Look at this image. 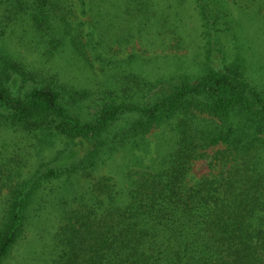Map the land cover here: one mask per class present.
Returning a JSON list of instances; mask_svg holds the SVG:
<instances>
[{"label":"trees","instance_id":"1","mask_svg":"<svg viewBox=\"0 0 264 264\" xmlns=\"http://www.w3.org/2000/svg\"><path fill=\"white\" fill-rule=\"evenodd\" d=\"M173 1L192 55L115 48L177 31ZM228 1L0 0V264L50 209L44 264H264V0Z\"/></svg>","mask_w":264,"mask_h":264},{"label":"rangeland","instance_id":"2","mask_svg":"<svg viewBox=\"0 0 264 264\" xmlns=\"http://www.w3.org/2000/svg\"><path fill=\"white\" fill-rule=\"evenodd\" d=\"M174 2V1H173ZM232 10L238 14L237 6L234 1H228ZM181 5L178 6L175 2L176 12L181 17L174 18L168 10L169 22H173L177 25V31L171 26H167L166 34L161 37L164 39L160 40V32L158 25L153 26L148 31H143L141 39L138 36L133 38L131 43L124 45L115 44V48H120V52L127 54L133 50H144L148 54H189L192 55L197 48V44L200 43L201 37L198 36V29L200 28L199 16L195 9V6L190 1H181ZM158 14V13H157ZM129 18V17H128ZM161 18V17H160ZM176 19V20H175ZM130 21L128 19L121 20L116 27L110 29V35L126 34ZM158 27V28H157ZM157 28V31H156ZM161 28V27H160ZM251 32L255 31L254 28L250 29ZM156 31V32H155ZM182 39V44L179 45V40ZM112 38V42H113ZM154 41V45H149L148 42ZM0 137H5L4 133H0ZM152 146L155 145V136H151ZM9 141V140H8ZM16 147V146H15ZM9 148L10 155L14 148ZM215 148L209 149V153H213ZM12 151V152H11ZM25 153V150L22 149ZM16 153V151L14 152ZM26 154V153H25ZM28 156V155H26ZM147 163H153L152 154L147 159ZM35 165V161L31 160L29 167ZM29 168L27 167L25 172ZM211 168L209 166V159H198L195 160L192 166V177L194 179H200L207 176ZM108 175L113 176L114 179L120 184L124 185L127 181L124 169V160L122 155H117L114 160L109 161L107 164L101 167L100 172L94 175V180L100 176ZM86 178H81V184ZM60 225L59 213L53 209L47 210L43 216L36 219L33 224L30 225L25 235L15 245L11 255L5 262V264H44L51 259L49 250L52 245L53 235L57 231Z\"/></svg>","mask_w":264,"mask_h":264}]
</instances>
